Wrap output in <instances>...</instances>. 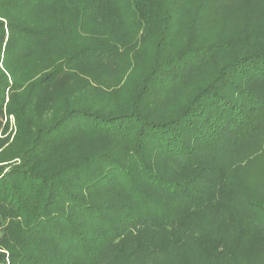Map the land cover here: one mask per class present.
Listing matches in <instances>:
<instances>
[{
	"label": "trees",
	"instance_id": "16d2710c",
	"mask_svg": "<svg viewBox=\"0 0 264 264\" xmlns=\"http://www.w3.org/2000/svg\"><path fill=\"white\" fill-rule=\"evenodd\" d=\"M6 114L0 264H264V0H0Z\"/></svg>",
	"mask_w": 264,
	"mask_h": 264
},
{
	"label": "rangeland",
	"instance_id": "374dc122",
	"mask_svg": "<svg viewBox=\"0 0 264 264\" xmlns=\"http://www.w3.org/2000/svg\"><path fill=\"white\" fill-rule=\"evenodd\" d=\"M234 6H235L234 8H236V5H234ZM237 10L238 9H235L234 11H232V13L228 17L229 19L227 18L228 19V25H230V26L233 25V27H234V24H235V21L234 20L237 19V16L239 17V11H237ZM8 99H9L8 94H6V99H5V102L6 103L8 102ZM3 122H4V124H7L8 130H7L6 133H4L2 131V129H1V131H0V137H3V138L5 136H8L9 137L8 138V141L4 143L5 146H7L12 141V139L15 136L18 128H17V123H16L15 116L13 114H11V115H7V114L4 115ZM15 160H17V159H12V160H9V161H6V162H2L0 164L5 165V164H8L9 163L8 165L10 166V164L12 165L13 162H15ZM17 162H19V161H17ZM7 166H5V168L8 169ZM7 169H5V170H7Z\"/></svg>",
	"mask_w": 264,
	"mask_h": 264
}]
</instances>
